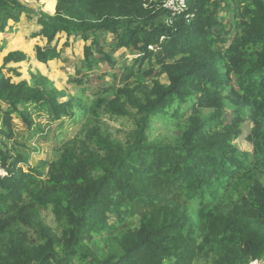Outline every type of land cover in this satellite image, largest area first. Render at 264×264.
<instances>
[{"label":"trees","instance_id":"16d2710c","mask_svg":"<svg viewBox=\"0 0 264 264\" xmlns=\"http://www.w3.org/2000/svg\"><path fill=\"white\" fill-rule=\"evenodd\" d=\"M10 1L0 0V34L10 21L21 22ZM187 5L185 14L174 16L162 0H58L54 16L28 17L31 37L39 41V64L59 62L63 36L68 48L91 36L78 73L92 72L103 61L113 65L105 51L112 34L113 51L154 60L169 84L153 78L151 87L143 85L154 71L142 72L140 64L137 71L124 69L114 99L97 100L95 107L112 117L137 110L133 147L94 130L66 142L46 173L32 167L24 151L11 157L0 149L7 172L0 176V264H195L215 241L223 246L216 264L264 261V0ZM224 11L235 19L229 29L220 19ZM28 60L12 52L0 67V112L1 104L8 106L0 134L7 139L14 135L13 114L25 105L46 109L55 121L73 120L75 108L82 107L62 102L65 93L46 79L35 86L15 81L21 73L9 66ZM191 101L194 115L174 143L147 142L154 117L176 109L175 117L181 116ZM227 103L235 107L231 117ZM245 109L255 125L247 138L252 154L234 144ZM204 110H212L206 119ZM228 200L229 207L221 205ZM47 214L56 229L44 220Z\"/></svg>","mask_w":264,"mask_h":264},{"label":"rangeland","instance_id":"374dc122","mask_svg":"<svg viewBox=\"0 0 264 264\" xmlns=\"http://www.w3.org/2000/svg\"><path fill=\"white\" fill-rule=\"evenodd\" d=\"M58 0H11L10 12L20 15V24H15L10 21V27L6 33L0 34V41L4 46V50L0 53V67L3 65L4 58L12 52H23L29 57V60L14 67L18 69L21 76L15 81H28L31 86L38 84L39 80L46 79L50 85H53L58 90L65 93L66 97L62 102L72 100L73 103L79 105L81 103L83 110L76 107L74 112L76 117L69 120L63 117L55 121L50 117L46 109L38 106L25 105L20 108L18 114H13L11 129L13 130V138L7 139L5 135L0 134V149L11 157L17 156V151H24L29 155V163L32 167H41L45 173L48 171L50 162L56 160L60 153L62 146L77 136L82 135L84 138L88 132L97 130L101 135L110 138L117 144L122 145L126 149L133 147L137 136L136 120L139 118L138 112L135 108H131L130 115L124 118L112 117L106 114L102 109L96 108L95 105L99 98H106L108 100L114 99L117 89L123 86V77L125 75V68H134L137 71L139 65L142 64V72H153L154 77H148L143 85L151 87L153 78L160 81L164 85L169 84V79L166 75L160 73V67L156 65L153 60L152 64L148 60H142L140 52H133L131 50L121 49L113 51L112 34L106 36L105 51L109 53L113 59L114 64L111 65L107 61H103L96 66L92 72L87 74H79L78 71L82 67L84 58V47L91 45L93 37L85 41L79 38L75 43L72 41L71 47H65L66 36L60 39L59 50L61 51V58L59 62L49 63L47 66L39 64L35 57V45L38 40L32 39L33 29L30 28L27 19L29 16L42 15L54 16L57 9ZM164 0H162L163 3ZM155 4L161 3V0H150ZM228 3V2H226ZM225 3V4H226ZM222 13V12H221ZM220 15L223 26L227 29L231 28L235 23L232 16V11H224ZM3 17V15H1ZM1 23V22H0ZM235 32L227 36V40L232 39ZM230 42H228L229 45ZM144 73V74H145ZM117 77V78H116ZM78 81V82H77ZM82 81V84L79 82ZM131 87L136 85V78L129 82ZM143 91L150 92L152 88L145 89L137 87ZM144 93L138 95L142 97ZM193 101L182 107L180 115L175 117L176 110L169 111L168 114L154 117L150 127L147 131V142L150 144L157 143H174L183 132L185 120L191 119L194 115L191 106ZM2 111L0 112V133L6 130L4 127V115L8 106L1 104ZM237 108V106H236ZM235 107L227 103L225 112L230 116L234 112ZM212 111V110H211ZM204 110L201 114L203 119L208 118L212 112ZM244 120L241 124L242 135L234 144L241 151L253 153L251 142L247 139L252 133L254 123L249 119V112L245 109ZM231 117V116H230ZM248 117V118H247ZM28 122L32 123L30 126ZM30 126V127H29ZM36 132V133H35ZM11 161L10 163H12ZM21 166L25 169L24 164ZM236 200V196L233 198ZM225 208L230 206V202L221 203ZM194 219H197L196 214L192 211ZM44 220L53 228H57L53 218L50 214L44 216ZM222 245L215 241L207 246L204 252L198 257L195 264H216L220 255L223 254ZM254 262V261H253ZM264 264V261H262ZM75 264H78L76 262ZM230 264V260L228 261Z\"/></svg>","mask_w":264,"mask_h":264},{"label":"built area","instance_id":"2783aa9c","mask_svg":"<svg viewBox=\"0 0 264 264\" xmlns=\"http://www.w3.org/2000/svg\"><path fill=\"white\" fill-rule=\"evenodd\" d=\"M164 9L171 12L172 15H182L188 11L187 0H164L163 6ZM150 49H153L150 47ZM0 176L5 177L7 176V172L3 169L0 165ZM262 261H254L251 264H262Z\"/></svg>","mask_w":264,"mask_h":264}]
</instances>
